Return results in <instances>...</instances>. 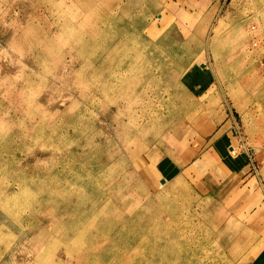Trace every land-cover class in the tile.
I'll list each match as a JSON object with an SVG mask.
<instances>
[{"label": "rangeland", "instance_id": "374dc122", "mask_svg": "<svg viewBox=\"0 0 264 264\" xmlns=\"http://www.w3.org/2000/svg\"><path fill=\"white\" fill-rule=\"evenodd\" d=\"M175 2L0 0V264H264V0Z\"/></svg>", "mask_w": 264, "mask_h": 264}, {"label": "crops", "instance_id": "0c3cea01", "mask_svg": "<svg viewBox=\"0 0 264 264\" xmlns=\"http://www.w3.org/2000/svg\"><path fill=\"white\" fill-rule=\"evenodd\" d=\"M213 1V5H217V3H218V1H220V0H181V4H182V9L180 10L181 12H184V11H190V7L191 6H198V7H204L205 5L207 6V5H209V4H211V2ZM176 2H179V0H176ZM175 2V3H176ZM212 5V4H211ZM185 7H187L186 8V10H185ZM190 13V12H189ZM180 15H181V13H180ZM178 16V15H177ZM184 16V15H183ZM183 16H182V18H183ZM247 160H245V162H246ZM247 167V166H246Z\"/></svg>", "mask_w": 264, "mask_h": 264}, {"label": "built area", "instance_id": "2783aa9c", "mask_svg": "<svg viewBox=\"0 0 264 264\" xmlns=\"http://www.w3.org/2000/svg\"><path fill=\"white\" fill-rule=\"evenodd\" d=\"M242 145H243V149H244V153L246 155V160H247V164L250 167H253V170L256 171V166H255V159L253 158V155L251 154V149L249 146H247V144L245 143L244 140H242Z\"/></svg>", "mask_w": 264, "mask_h": 264}]
</instances>
